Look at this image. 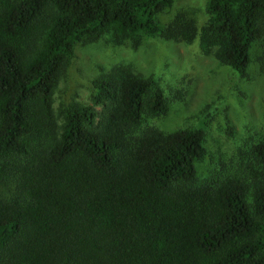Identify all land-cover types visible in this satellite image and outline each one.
<instances>
[{
	"label": "trees",
	"instance_id": "1",
	"mask_svg": "<svg viewBox=\"0 0 264 264\" xmlns=\"http://www.w3.org/2000/svg\"><path fill=\"white\" fill-rule=\"evenodd\" d=\"M173 1L0 0V264H264L263 138L199 180L203 128H142L163 93L125 69L92 77L89 103L52 112L77 43L160 33ZM205 9L200 48L242 75L264 0ZM179 22L166 35L190 38Z\"/></svg>",
	"mask_w": 264,
	"mask_h": 264
},
{
	"label": "rangeland",
	"instance_id": "2",
	"mask_svg": "<svg viewBox=\"0 0 264 264\" xmlns=\"http://www.w3.org/2000/svg\"><path fill=\"white\" fill-rule=\"evenodd\" d=\"M207 17L205 0H174L156 14L160 33L104 32L77 43L57 75L51 93L53 114L59 119L70 104L89 103L91 78L101 73L125 69L151 77L161 88L165 107L154 117H144L141 127L171 132L200 126L205 152L195 163L198 179L224 172L252 141L264 139V22L250 46L244 73L236 75L200 48L199 32ZM178 18L192 32L190 38L184 36L186 31L166 35Z\"/></svg>",
	"mask_w": 264,
	"mask_h": 264
}]
</instances>
